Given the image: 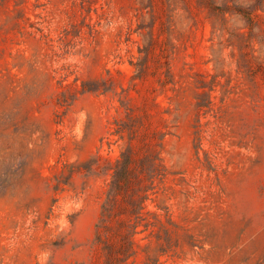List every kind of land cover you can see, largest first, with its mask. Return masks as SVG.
<instances>
[{
  "label": "rangeland",
  "instance_id": "374dc122",
  "mask_svg": "<svg viewBox=\"0 0 264 264\" xmlns=\"http://www.w3.org/2000/svg\"><path fill=\"white\" fill-rule=\"evenodd\" d=\"M130 146L163 175L128 264H264V0H0V264H106L78 169Z\"/></svg>",
  "mask_w": 264,
  "mask_h": 264
},
{
  "label": "trees",
  "instance_id": "16d2710c",
  "mask_svg": "<svg viewBox=\"0 0 264 264\" xmlns=\"http://www.w3.org/2000/svg\"><path fill=\"white\" fill-rule=\"evenodd\" d=\"M257 10L255 8L251 12L249 8H236L237 14L247 21L251 29L253 14ZM217 13L225 15L226 11L218 9ZM139 70L140 73L143 72V69ZM166 77L165 83L167 84L169 72ZM83 90L93 91L87 85H83ZM127 131L131 135L135 133L134 129H130L126 123H117L116 134L123 138ZM83 171L88 174L104 172L111 177L106 199L102 205L101 218L97 225L96 244L103 245L106 264H128L135 254L134 237L139 233V228L150 226L146 218V215L150 214L146 203L150 198V191L154 190L155 179L163 175L161 159L154 154L136 157L130 146L122 152L116 162H108L106 166H103L99 157L92 160L88 167L78 169V172ZM75 172V167H72L71 177ZM118 217L120 219L116 220ZM114 220H116L115 224Z\"/></svg>",
  "mask_w": 264,
  "mask_h": 264
}]
</instances>
